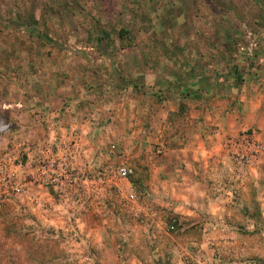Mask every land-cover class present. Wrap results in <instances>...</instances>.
<instances>
[{"label": "rangeland", "instance_id": "374dc122", "mask_svg": "<svg viewBox=\"0 0 264 264\" xmlns=\"http://www.w3.org/2000/svg\"><path fill=\"white\" fill-rule=\"evenodd\" d=\"M61 111L72 208L26 185ZM0 167V264H264V0H0Z\"/></svg>", "mask_w": 264, "mask_h": 264}, {"label": "crops", "instance_id": "0c3cea01", "mask_svg": "<svg viewBox=\"0 0 264 264\" xmlns=\"http://www.w3.org/2000/svg\"><path fill=\"white\" fill-rule=\"evenodd\" d=\"M81 117L75 115V117L73 115H71L70 113H66L64 111H61L60 116L56 117L54 119V121L50 122V125L45 129H42V133H46V135L49 136V140L48 143L46 145H44V152L42 154H47V153H51L53 156H59L60 153L62 152L63 148L60 146V141L57 139L63 138L62 137V132L64 133H68L71 134L72 132H75L76 134H79L80 136L83 135H90V138L94 137V129H92L91 127H89L91 124L93 125V123H85V122H80ZM90 124V125H89ZM52 128V129H49ZM32 128H30L29 133L27 134L28 137L30 138L29 140H31L32 142L34 141V134L35 131L33 129V131L31 130ZM92 138L90 140H87L85 143H83L81 145V148L86 147V148H94V144L92 141ZM30 141H28V144L26 145V148H24V150L26 151V157L28 159L29 162H31V158L34 157L36 154L39 153L40 148H34V145H37L35 143H32ZM42 145V146H43ZM85 145V146H84ZM80 148V147H79ZM42 149V148H41ZM91 150V149H90ZM90 150H86L84 153H82V155H77L74 156L73 159V167L78 169L79 165H83V167H86V163L88 160H84L89 159L93 154L92 151ZM35 151L37 153H35ZM190 153V150H189ZM76 160H84L86 163L83 162V164H77ZM93 161V160H92ZM89 163L90 160L88 161ZM160 169H164L165 174L164 177H160V179H158V181L156 182L157 185L155 186H161L162 185H166L169 189V192L172 193L171 195L174 194L176 190V188H173L174 182H172V180L174 179L171 174L172 172L170 171V169L172 170V166L171 165H165L162 167H159ZM181 171V169L175 170V173H179ZM199 175V174H198ZM179 176V175H176ZM181 180H183L182 178H180ZM185 179V177H184ZM157 180V179H156ZM182 185H183V181H182ZM187 185V184H186ZM165 189V188H164ZM222 232L217 231L219 236H212V238H216V239H221V241H219V243L223 244V243H227L228 247H242V243H240L241 241L239 240H233V241H228V239H233L234 235L232 234L231 236L227 235H223V232L228 231L229 232V228H221L220 229ZM227 232V233H228ZM232 233V231L230 232ZM225 238V239H224ZM223 242V243H222ZM245 264H249L245 263Z\"/></svg>", "mask_w": 264, "mask_h": 264}, {"label": "built area", "instance_id": "2783aa9c", "mask_svg": "<svg viewBox=\"0 0 264 264\" xmlns=\"http://www.w3.org/2000/svg\"><path fill=\"white\" fill-rule=\"evenodd\" d=\"M16 163L19 165L18 162ZM33 169V173L28 169L26 185L31 186L34 184L38 187L49 188L50 191L55 194L57 198H60L62 202L66 203L68 206L71 205V208L76 205L77 200L76 198H73L74 200H70L68 203L69 199L66 194L63 193V188L69 186L68 191H71V194L76 195L78 188H87L90 180L87 174H80L79 172L72 170L68 159L60 156L44 157V160L38 162ZM115 172L118 177H126L131 173V169L120 166L115 169ZM12 190L15 192L19 191L18 188H13ZM130 198H132V196H130ZM34 203L36 204V201ZM38 205L40 204L38 203Z\"/></svg>", "mask_w": 264, "mask_h": 264}]
</instances>
